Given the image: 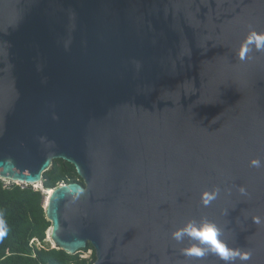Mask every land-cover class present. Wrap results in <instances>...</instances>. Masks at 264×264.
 <instances>
[{"label":"water","instance_id":"1","mask_svg":"<svg viewBox=\"0 0 264 264\" xmlns=\"http://www.w3.org/2000/svg\"><path fill=\"white\" fill-rule=\"evenodd\" d=\"M253 30L264 0H0V180L42 187L51 248L90 243L91 264H223L172 239L206 218L264 264ZM57 158L83 184L45 188Z\"/></svg>","mask_w":264,"mask_h":264},{"label":"trees","instance_id":"2","mask_svg":"<svg viewBox=\"0 0 264 264\" xmlns=\"http://www.w3.org/2000/svg\"><path fill=\"white\" fill-rule=\"evenodd\" d=\"M42 179L45 188L62 183L83 184L74 165L61 158L52 161ZM34 186L36 189L31 185L21 188L13 183L6 187L0 180V264H91L95 253L90 243L75 254L47 245L46 232L51 222L45 216L41 187ZM89 249L91 256L81 257Z\"/></svg>","mask_w":264,"mask_h":264},{"label":"clouds","instance_id":"3","mask_svg":"<svg viewBox=\"0 0 264 264\" xmlns=\"http://www.w3.org/2000/svg\"><path fill=\"white\" fill-rule=\"evenodd\" d=\"M254 46L257 50H264V33L251 31L245 41V47ZM243 55V53H242ZM253 167H261V160L254 158L250 161ZM241 193L246 190L240 188ZM218 190L204 191L201 195V201L204 206H208L216 199ZM259 222L258 218L257 221ZM172 239L178 243H182L185 237L196 241L195 244L182 249L185 256L205 257L209 254L216 255L223 264H246L251 258V252L242 250L239 247H230L226 241L222 239V234L218 226L206 218L199 223H187L183 227L175 229L172 233Z\"/></svg>","mask_w":264,"mask_h":264},{"label":"built area","instance_id":"4","mask_svg":"<svg viewBox=\"0 0 264 264\" xmlns=\"http://www.w3.org/2000/svg\"><path fill=\"white\" fill-rule=\"evenodd\" d=\"M2 181H3V183H4V185L6 186V187H9L11 184H16V185H19V186H21V188H24V187H26V186H28V185H21V184H19V183H16V182H12V181H9V180H3L2 179ZM6 181V182H5ZM33 188H35L36 189V187L33 185ZM34 241H38V240H34V239H32L31 240V242H33L34 243Z\"/></svg>","mask_w":264,"mask_h":264},{"label":"rangeland","instance_id":"5","mask_svg":"<svg viewBox=\"0 0 264 264\" xmlns=\"http://www.w3.org/2000/svg\"><path fill=\"white\" fill-rule=\"evenodd\" d=\"M5 182H6V181H5ZM46 236H47V234H46ZM34 242H35V244H36L37 246H40V245H41L38 241H34ZM46 243H47V240H46ZM47 245L49 246L48 243H47ZM50 247H51V246H50ZM91 254H92V250L89 249V250L83 252V253L81 254V257H90Z\"/></svg>","mask_w":264,"mask_h":264},{"label":"bare ground","instance_id":"6","mask_svg":"<svg viewBox=\"0 0 264 264\" xmlns=\"http://www.w3.org/2000/svg\"><path fill=\"white\" fill-rule=\"evenodd\" d=\"M42 188V187H41ZM50 192H51V190H50Z\"/></svg>","mask_w":264,"mask_h":264}]
</instances>
